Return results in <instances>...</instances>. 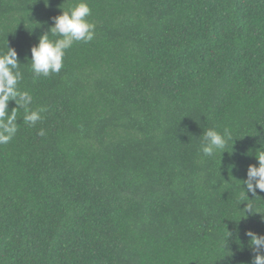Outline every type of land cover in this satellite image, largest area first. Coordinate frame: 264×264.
I'll return each mask as SVG.
<instances>
[{
  "label": "trees",
  "instance_id": "1",
  "mask_svg": "<svg viewBox=\"0 0 264 264\" xmlns=\"http://www.w3.org/2000/svg\"><path fill=\"white\" fill-rule=\"evenodd\" d=\"M76 2L0 0V51L47 109L34 127L21 109L0 145V264H251L264 192H240L264 146V0H87L95 38L35 77L31 47ZM226 127V152L202 156L203 131Z\"/></svg>",
  "mask_w": 264,
  "mask_h": 264
},
{
  "label": "clouds",
  "instance_id": "2",
  "mask_svg": "<svg viewBox=\"0 0 264 264\" xmlns=\"http://www.w3.org/2000/svg\"><path fill=\"white\" fill-rule=\"evenodd\" d=\"M91 14L92 10L87 0H78L67 10L61 8V14L51 18L52 26L30 49V70L35 77L58 74L64 67L67 50L78 42L87 44L95 38L96 25L88 19ZM22 65L24 64L20 62L17 51L7 43V50L0 51V145L10 143L16 136L19 128L17 114L21 109L24 112L23 122L29 127L42 122L43 113L47 111L45 107L32 109V95L20 89L23 80ZM10 102L14 103L15 107L9 109ZM38 135L45 136V130L40 129ZM201 136L199 151L204 157H213L218 152L223 154L233 139L232 131L227 127L222 132L209 128L203 131ZM255 159L258 166L250 164L246 171V179L242 181L241 201H251L246 193L259 197L257 190L264 192V146L257 150ZM239 205L238 211L243 216L246 213H257L251 203H246L243 210H239ZM246 235L250 238V247L254 254L251 264H264V235L252 231H248Z\"/></svg>",
  "mask_w": 264,
  "mask_h": 264
}]
</instances>
